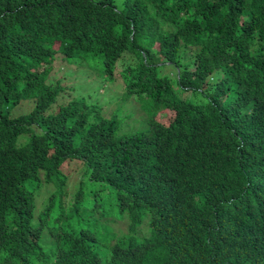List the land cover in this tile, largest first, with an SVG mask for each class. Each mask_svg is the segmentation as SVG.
Masks as SVG:
<instances>
[{"label": "trees", "instance_id": "1", "mask_svg": "<svg viewBox=\"0 0 264 264\" xmlns=\"http://www.w3.org/2000/svg\"><path fill=\"white\" fill-rule=\"evenodd\" d=\"M59 55L164 116L119 134L83 98L46 113L71 90ZM0 264H264V0H0Z\"/></svg>", "mask_w": 264, "mask_h": 264}, {"label": "rangeland", "instance_id": "2", "mask_svg": "<svg viewBox=\"0 0 264 264\" xmlns=\"http://www.w3.org/2000/svg\"><path fill=\"white\" fill-rule=\"evenodd\" d=\"M118 8L122 7V0H115ZM49 78L48 81L51 83H59L61 85L66 84L71 87L70 91H66L60 94L59 98L51 104V106L45 111L46 113L52 111L56 103L62 101L63 99L70 98H83L86 101L95 104L92 107V116L98 112V108L102 111L103 116H111L115 114L121 121V126L119 129V134L130 133L133 131L143 130L148 127L147 119L149 113H156L158 116H164L165 109L162 105H159L157 100H154L153 96H138L136 94L127 96L124 94L123 84L118 77L109 80L104 78V72L97 69H89L86 67L84 62H79L77 60H67L62 59V56H57L54 63L48 68ZM163 73L170 74L172 77L175 76V69L166 65L163 67ZM178 94L183 95L185 98H192V94L187 91L181 92L177 90ZM32 103L26 101L21 103V105L16 109L15 113L26 112L30 108ZM73 164V163H72ZM84 165V164H83ZM83 165L81 163L73 164V169L68 176L66 191L68 194H72L79 182L82 179L83 191L87 198L91 199L93 197L96 182L89 179L88 172L84 171ZM85 168V167H84ZM66 168L62 167V171ZM46 186V185H45ZM44 186V187H45ZM49 192L53 191V184L49 183L47 185ZM104 196L105 193L101 191L97 193V196ZM44 197L43 190L40 191L38 199L42 200ZM91 209H85V212L91 213ZM139 225H131L133 233L144 234L147 229H149L148 218L146 217ZM104 223L109 225L112 229H121L122 231H127V220L120 221L116 217L110 218L108 220H103ZM75 222V221H74ZM138 222V218L134 219V223ZM46 234L44 231L43 235ZM48 240H44L47 243Z\"/></svg>", "mask_w": 264, "mask_h": 264}]
</instances>
